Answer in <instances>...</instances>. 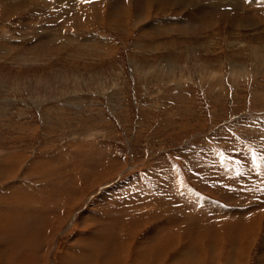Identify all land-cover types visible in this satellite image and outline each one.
I'll return each mask as SVG.
<instances>
[{
	"label": "rangeland",
	"instance_id": "obj_1",
	"mask_svg": "<svg viewBox=\"0 0 264 264\" xmlns=\"http://www.w3.org/2000/svg\"><path fill=\"white\" fill-rule=\"evenodd\" d=\"M36 1L0 4V264H264L263 1Z\"/></svg>",
	"mask_w": 264,
	"mask_h": 264
},
{
	"label": "bare ground",
	"instance_id": "obj_2",
	"mask_svg": "<svg viewBox=\"0 0 264 264\" xmlns=\"http://www.w3.org/2000/svg\"><path fill=\"white\" fill-rule=\"evenodd\" d=\"M6 1V2H5ZM42 1V0H41ZM40 1V2H41ZM44 1V0H43ZM59 2H62V3H67L65 0H58ZM63 1H65V2H63ZM127 1V0H126ZM133 1H135L137 4H141V7H139L138 8V14H137V18H138V23H139V20H141V22H145V21H148V11L151 9V4H150V2L152 1V2H154V3H156V4H162V9H167V8H173L174 6H176L177 5V7L179 6V7H181V8H185V7H187V6H189V7H192L193 9V12L192 13H190L189 14V17L190 18H198V19H206V18H216L217 20L218 19H220V15H221V13H217V12H219L220 10H219V8H221L222 7V5L224 4L223 2H224V0H215V1H213V2H207L206 0H205V3L203 2V1H201V0H142V2H140V0H130V3L128 4L129 6H131V4H132V2ZM252 3L251 4H253L254 2H255V0H250ZM260 1V0H259ZM261 1H263V5H264V0H261ZM5 2V3H4ZM37 1L35 0H25V1H23V0H0V4H2V3H4L3 4V6H2V12H4V11H7V10H10L11 12H13V7H12V5L13 4H15V3H17L18 4V6L20 7V9H22L23 7H25V8H28V7H34L37 3H36ZM89 2H90V4H93L94 3V0H89ZM134 2V3H135ZM226 2V1H225ZM229 2V1H228ZM227 2V3H228ZM235 2V4H241V7L243 6V7H247V5H248V3H247V0H236V1H234ZM35 4V5H34ZM40 4V3H39ZM43 4V3H42ZM226 4V3H225ZM128 5L126 4V5H124V8L125 7H128ZM193 5L195 6V7H193ZM227 5V4H226ZM225 5V6H226ZM136 6V5H135ZM138 6V5H137ZM220 6V7H219ZM228 6H230V5H228ZM236 6V5H235ZM160 7V6H159ZM158 7V8H159ZM25 8H23V11L25 10V12L27 11H29L28 9H25ZM227 8V7H226ZM230 8V7H229ZM228 8V9H229ZM161 9V10H162ZM238 9H240V8H238ZM126 10L127 9H125L124 10V12L126 13ZM160 10V9H159ZM225 10V9H224ZM231 10H233V8L231 9L230 8V11ZM234 10H235V7H234ZM246 10V9H245ZM248 10V9H247ZM32 11H34L33 9H32ZM129 10H127V12H128ZM223 11V10H222ZM227 11V10H226ZM262 11V10H261ZM148 12V13H147ZM241 9L239 10V11H237L236 13H237V15H239V14H241ZM247 12V11H246ZM225 13H227V12H225ZM263 13V12H262ZM223 14V13H222ZM229 14V12L226 14V16ZM261 14V13H260ZM230 16H232V13H231V15ZM224 17V16H223ZM233 17H236V16H233ZM242 17V16H241ZM246 17V16H245ZM250 17V16H249ZM231 18V17H230ZM260 18H262V17H260ZM227 19V18H226ZM258 19V18H257ZM111 20V22H113V18H111L110 19ZM224 20V19H223ZM223 20H222V22H223ZM248 20V19H247ZM252 20V19H251ZM213 21V20H212ZM219 21V20H218ZM239 21V20H238ZM227 22H228V20H227ZM258 22V21H257ZM183 23L184 22H182L181 23V25H180V27H183V26H185V25H183ZM201 23H205V29L208 27L209 28V24H212V25H214V24H218V22L216 23V20H215V22H212V23H207L206 21L205 22H201ZM254 23V22H253ZM260 23V22H259ZM258 23V24H259ZM222 24V23H221ZM238 24V23H237ZM244 24V23H243ZM252 24V23H251ZM150 25H153L154 26V24L153 23H151ZM202 25V24H201ZM242 25V24H241ZM255 26V25H254ZM155 28H156V26H154ZM204 27V26H203ZM233 27V26H232ZM245 27V26H244ZM252 27V26H251ZM256 27V26H255ZM254 27V28H255ZM257 27H259V26H257ZM195 27L194 26H190V28L189 29H187V27L185 26V30H183V32H185V33H187V31H189V32H194V33H198L199 31H201V30H203V29H199V31H198V29L196 28V31H194L193 29H194ZM235 29V28H234ZM237 29V28H236ZM235 31V30H234ZM239 31V30H238ZM241 31V30H240ZM43 41V40H42ZM40 42V41H39ZM80 46V45H79ZM191 163V162H190ZM212 164V163H211ZM210 164V165H211ZM203 165V164H202ZM198 166V165H197ZM208 166V165H207ZM217 166V165H216ZM204 168V167H203ZM206 168V167H205ZM208 169V168H207ZM216 169V168H215ZM219 169V168H218ZM211 170H212V168H211ZM210 172H212V171H210ZM214 172V171H213ZM196 174V173H195ZM255 174V173H254ZM253 174V176H256V177H258L257 175H254ZM210 175V174H209ZM251 175V174H250ZM249 175V176H250ZM215 177H221V178H219V179H221L222 180V182L221 183H223V181L226 183V182H229V181H232L233 180V177L231 176V174L229 173V172H226V171H224V170H221V171H219L218 170V172H217V175H216V173H215V175H214ZM214 176H207L208 177V179H213L214 178ZM247 176V175H246ZM223 177H225V178H223ZM256 177H254V178H256ZM249 178V177H248ZM253 178V177H252ZM251 178V179H252ZM261 179V178H260ZM214 180V179H213ZM212 180V181H213ZM218 180V179H217ZM216 180V181H217ZM248 181V180H247ZM247 181H245V182H247ZM256 181H259V178H257L256 179ZM206 182V181H205ZM219 181H218V183H220ZM244 182V181H243ZM250 182V181H249ZM252 182H255V181H252ZM251 182V183H252ZM213 183V182H212ZM232 183V182H231ZM251 183H249L250 185H251ZM257 183V182H256ZM262 183V182H261ZM200 184V183H199ZM253 184V183H252ZM201 185V184H200ZM204 185V184H203ZM228 185V184H227ZM226 185V186H227ZM236 185V186H235ZM231 186H234V187H236L237 188V186H238V184H237V182L236 181H234L233 180V184L231 185ZM247 186V185H246ZM230 188V187H229ZM231 188H233V187H231ZM235 189V188H234ZM165 190H167V187H166V189ZM165 190H163V191H165ZM165 193V192H164ZM230 194V193H229ZM233 196V195H232ZM264 198V197H263ZM195 208L196 207H193L191 210L192 211H196L195 210ZM207 210V214L206 215H208L209 217H212V215H214V216H216V217H218V215H221V213L220 212H218V211H216V210H214V209H206ZM218 212V213H217ZM117 212L116 211H114L113 213H112V215H117V216H111L112 217V220H115V219H117V218H120L119 217V215L118 214H116ZM186 215V216H185ZM184 216L185 217H187L188 215L187 214H184L183 213V215L182 216H180L182 219L184 218ZM250 216H251V213L250 214H247V215H245V216H234V218L231 220V221H228V222H230V223H232V224H234V226H236L237 224H239L238 226H240V227H245V230H243L244 232H247L246 234H248V235H252V233L254 232V234H255V229H257L258 227H260L261 226V220H262V216L261 215H258L257 216V218H251L252 219V223L250 222ZM256 216V215H255ZM217 219V218H216ZM253 219H255V220H253ZM120 221V220H119ZM202 221V220H201ZM204 221V220H203ZM106 222L107 221H105V223L104 224H106ZM216 222H218V220L216 221ZM223 222H225V221H223ZM222 222V220L221 221H219V223H223ZM253 222H255V223H257L258 225H256V224H254ZM206 223V222H205ZM226 223V222H225ZM240 223H242V224H240ZM103 224V225H104ZM122 224L123 225H125V222H123L122 221ZM121 224V225H122ZM224 224V223H223ZM168 225H170L169 223H167V224H163V225H160L158 228H156L155 229V231H156V234L153 232V235H157V234H162L163 233V230L164 229H167V228H169V226ZM173 226H174V224H173ZM105 228V227H104ZM172 228V227H171ZM239 229V228H238ZM102 230V229H101ZM105 230H106V228H105ZM113 230V229H112ZM116 230H118V229H116ZM120 230V229H119ZM122 230H127L126 228H123ZM122 230H121V232H122ZM242 230V229H241ZM109 232H110V230H108ZM120 232V233H121ZM129 232V231H128ZM112 233V232H111ZM118 233V232H117ZM120 233H119V235H120ZM127 233V232H126ZM244 234V233H243ZM105 235H108V234H105ZM114 235H115V233H114ZM117 235V234H116ZM127 235V234H126ZM109 237H110V235H108ZM123 236V235H122ZM132 236V235H131ZM172 236V235H171ZM115 237V236H114ZM129 237V236H128ZM154 237V236H153ZM166 238H168V237H166ZM243 238V237H242ZM123 239H124V237H123ZM128 239V238H127ZM169 239V238H168ZM174 239L175 238H173L172 240L174 241ZM121 240V239H120ZM119 240V241H120ZM169 241V240H168ZM171 241V240H170ZM120 245V244H119ZM84 246H86V247H88V245H84ZM92 246V245H91ZM115 247V246H114ZM109 248V247H108ZM94 250V249H93ZM241 250V249H240ZM95 251V250H94ZM97 251V250H96ZM95 251V252H96ZM106 250H103V252L104 253H107V251L105 252ZM114 251V250H113ZM112 251V252H113ZM108 253H110V252H108ZM107 255H109V254H106V256ZM90 257V256H89ZM264 258V257H263ZM239 260V259H238ZM74 261H77V262H83L82 261V259H79V258H77L76 257V260H74Z\"/></svg>",
	"mask_w": 264,
	"mask_h": 264
}]
</instances>
